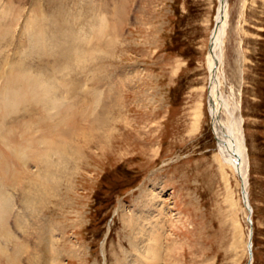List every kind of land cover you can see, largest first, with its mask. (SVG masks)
<instances>
[{"label":"rangeland","instance_id":"obj_1","mask_svg":"<svg viewBox=\"0 0 264 264\" xmlns=\"http://www.w3.org/2000/svg\"><path fill=\"white\" fill-rule=\"evenodd\" d=\"M226 3L219 91L232 98L243 124L248 204L239 177L220 158L208 107L207 54L218 0H0V28H6L0 63L17 60L22 47L26 51L21 42L27 40V21L42 13L49 34L61 42L102 44L89 61L92 69L65 79H83L86 85L76 86L75 101L91 103L103 93L119 98L104 110L106 137L97 141L98 131L86 140L83 131L69 163L56 170L55 190L38 187L41 199L30 220H40L43 231L49 228L46 235L37 225L22 235L16 219L24 190L13 189V178L5 175L11 208L0 244L5 238L29 243L23 255L29 260L18 264H126L129 259L151 264L143 248L158 246L156 239L162 248L154 264H264V0ZM102 18L98 38L94 29ZM82 32L87 40L78 36ZM110 81L117 83L113 87ZM220 114L227 126L228 115ZM18 138L23 141L22 130ZM15 165L24 173L37 172L28 158L11 157V169ZM50 169L43 168L45 177Z\"/></svg>","mask_w":264,"mask_h":264},{"label":"bare ground","instance_id":"obj_2","mask_svg":"<svg viewBox=\"0 0 264 264\" xmlns=\"http://www.w3.org/2000/svg\"><path fill=\"white\" fill-rule=\"evenodd\" d=\"M226 2L227 0H218L215 27L211 34L210 46L207 54V68L209 75L208 107L219 146L220 158L227 166H230L233 172L239 177L241 189L243 191L242 194L244 193L243 196H245L243 199L248 204L246 193L248 183L247 151H245V145L243 143V124L236 116V105L232 98L230 97V101L227 100L219 91L220 82L218 73L221 63V44L226 28ZM43 20L45 19L42 13L38 14L34 12L32 17L27 21V32L25 35L23 34L26 36L27 40L25 39L26 43L21 42V44H24L25 49L27 47L26 45H28L26 51L23 50V47L19 51L23 56L17 52L18 58L16 60V57L14 56L15 60L13 59V61L11 60L12 58L8 60L3 53L5 59H7L4 60L2 58L3 61L1 60L2 63H0V230L3 229V222L11 208L7 196L9 184L3 182L5 175L10 173V176L14 180V182H11L13 189L20 188V190H24L23 192L19 191L23 194V205L22 211L17 212L18 217L16 219V224L22 235L25 229L27 230H25L26 233L29 231L28 229L32 232L33 228H35L34 226H38V223L41 222L40 220H37L36 224L30 220L33 216L32 213L34 207H36V203L41 199V193L38 187L45 186L49 191L50 189L55 190L54 184L58 183V179L54 181L56 170H61L62 163H66V161L68 162L70 154L72 156V151L74 153L73 147H75V144H73V142L76 141L78 136L82 135L80 139L83 137L84 140L83 131L87 132H85L87 134L86 140L91 136L94 138V134L96 136L95 132L98 131H102V138L99 137L97 141H101L106 137L109 132V116L107 115V118L105 117L106 112H104V110L107 107L113 108L116 106L117 99H119L117 95L107 96L103 93V97H99L101 96L100 94H97L98 96L94 95L92 101H89L91 103L84 101L87 104H79V101H75V94L78 93L76 86L80 84V82H82L81 86L85 85V83H83V79H69L71 77L68 78L71 83H66L65 79L69 74L73 75L74 71L78 72L80 70L92 69L89 67V61L93 59V56L97 51L101 50L102 44L101 42L97 43L96 41L95 45H90L87 44L86 41H83L82 43L79 42L78 45H75L70 38L67 39V42H61L59 39H56L49 34L47 26L42 22ZM97 20L99 19L97 18ZM103 20L104 18L101 19V24ZM101 24L99 23L97 29H94L95 35L98 36V38L103 36L102 30L104 24ZM5 33L6 28L3 30L0 28V36ZM78 36H81L82 38L84 37L83 39L87 40L86 37H88V34L82 32ZM0 40L2 41V39ZM79 41L82 40L79 39ZM17 42L20 44L19 41ZM104 43L105 46L106 44L108 45V43L110 44L111 39ZM6 44H8V42ZM71 45H73V47L69 48ZM1 48L0 50L2 51ZM22 50L23 52H21ZM0 55L2 56V54ZM26 58H30V60L26 61ZM96 67L97 65H95V68ZM122 76H120L121 80L123 79ZM2 77L3 80L1 81ZM94 82L96 83V81ZM112 83L113 82L110 81L109 84L111 85ZM115 84L113 85L115 86ZM104 87L109 86L104 85ZM86 90L87 88H85V92ZM101 90L102 89L100 88V91ZM114 90L115 89H113L112 92ZM79 106L82 109L79 108ZM221 111H225L228 115L227 117L230 123L227 126H223L220 122ZM11 119L13 125L11 124V126H8ZM42 127H44V129ZM18 129L22 130L24 136L22 142L18 138ZM35 130H38L40 134L35 133ZM12 136H15L16 138H12ZM87 142H89V140ZM11 157H15L18 160L28 158V160L36 165L37 172L35 171V174H29V171H25V173L28 174L26 175L24 171H19L17 165L11 169ZM53 157H56V159H53ZM46 167H51L49 177H45L46 172H42L43 168ZM15 182L16 184L23 183L21 186H18ZM37 207L40 206L38 205ZM26 208H28L27 211L25 210ZM38 227L41 228L45 235L48 230H50L48 228L46 231H43V228H45L43 225H39ZM143 231L146 234V230L144 229ZM33 232L32 236L36 238L42 237V240L45 239V237H43L44 233L42 235V232L40 231ZM139 234H141L140 231L139 233L137 232V235ZM23 236L27 237L28 235L25 234ZM40 240L41 239H39V241ZM5 241L7 242L0 244V256L3 254L4 257L0 259V264H18L22 258L25 259L24 257L26 256L23 255L26 251L25 242L28 243L27 241H10L8 238H5ZM135 243L137 244L138 242L136 241ZM155 243L158 244V246H154L151 250H149L148 246H143V250H145V252H143L146 257H149L148 263L150 262L151 264H154L153 262L156 259H159L162 248L158 239L155 240ZM50 245L47 244L46 246L48 247ZM249 245L251 246V250L249 251L250 263L252 258L251 239L249 240ZM32 247L34 248V246ZM134 247L135 251L139 253L142 252L140 250L141 245L140 247ZM28 249L31 250L30 248ZM50 250L51 246L49 247V251ZM49 251L47 253H49ZM48 255L49 254H47V256ZM26 258L29 260V257ZM126 264H134V262L132 259H129L126 260Z\"/></svg>","mask_w":264,"mask_h":264},{"label":"water","instance_id":"obj_3","mask_svg":"<svg viewBox=\"0 0 264 264\" xmlns=\"http://www.w3.org/2000/svg\"><path fill=\"white\" fill-rule=\"evenodd\" d=\"M249 223H250V220H249Z\"/></svg>","mask_w":264,"mask_h":264}]
</instances>
